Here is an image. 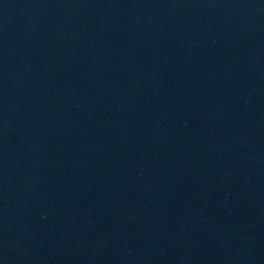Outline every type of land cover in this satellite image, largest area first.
<instances>
[{"label":"water","instance_id":"water-1","mask_svg":"<svg viewBox=\"0 0 264 264\" xmlns=\"http://www.w3.org/2000/svg\"><path fill=\"white\" fill-rule=\"evenodd\" d=\"M0 264H264V0H0Z\"/></svg>","mask_w":264,"mask_h":264}]
</instances>
